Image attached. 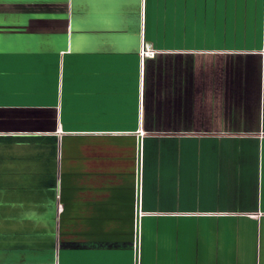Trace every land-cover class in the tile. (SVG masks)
Returning a JSON list of instances; mask_svg holds the SVG:
<instances>
[{"label":"crops","instance_id":"0c3cea01","mask_svg":"<svg viewBox=\"0 0 264 264\" xmlns=\"http://www.w3.org/2000/svg\"><path fill=\"white\" fill-rule=\"evenodd\" d=\"M263 227L264 0H0V264H264Z\"/></svg>","mask_w":264,"mask_h":264},{"label":"built area","instance_id":"2783aa9c","mask_svg":"<svg viewBox=\"0 0 264 264\" xmlns=\"http://www.w3.org/2000/svg\"><path fill=\"white\" fill-rule=\"evenodd\" d=\"M155 54V51L153 49L150 48L149 45H143V48L141 50V55L144 57H149V56H153Z\"/></svg>","mask_w":264,"mask_h":264},{"label":"rangeland","instance_id":"374dc122","mask_svg":"<svg viewBox=\"0 0 264 264\" xmlns=\"http://www.w3.org/2000/svg\"><path fill=\"white\" fill-rule=\"evenodd\" d=\"M261 231V230H260ZM262 232H264V227H263V230H262Z\"/></svg>","mask_w":264,"mask_h":264}]
</instances>
